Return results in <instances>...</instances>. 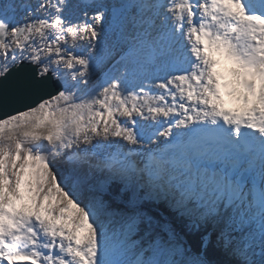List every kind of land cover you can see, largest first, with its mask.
<instances>
[{"label":"snow or ice","instance_id":"1","mask_svg":"<svg viewBox=\"0 0 264 264\" xmlns=\"http://www.w3.org/2000/svg\"><path fill=\"white\" fill-rule=\"evenodd\" d=\"M0 264H264V0H0Z\"/></svg>","mask_w":264,"mask_h":264},{"label":"bare ground","instance_id":"2","mask_svg":"<svg viewBox=\"0 0 264 264\" xmlns=\"http://www.w3.org/2000/svg\"><path fill=\"white\" fill-rule=\"evenodd\" d=\"M218 58L219 57H217V59ZM231 67H232L231 65L229 67H226L224 64H222L218 68V71L221 72L222 77H225L226 78V82L227 83L232 79V77L229 74V71H230ZM229 101L231 102V106L229 107L230 109L238 107V105L234 101H232V100H229ZM153 143L155 144L156 142H153Z\"/></svg>","mask_w":264,"mask_h":264}]
</instances>
